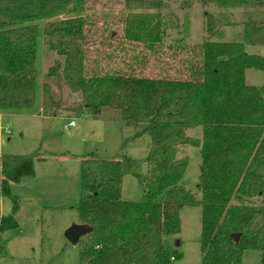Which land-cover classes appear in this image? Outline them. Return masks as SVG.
I'll list each match as a JSON object with an SVG mask.
<instances>
[{"label":"trees","instance_id":"16d2710c","mask_svg":"<svg viewBox=\"0 0 264 264\" xmlns=\"http://www.w3.org/2000/svg\"><path fill=\"white\" fill-rule=\"evenodd\" d=\"M168 1L185 11L182 21L164 12ZM194 2L217 12H203L204 39L188 77H137L96 64L89 70L90 54L117 38L108 19L124 44L155 52L169 31L188 35ZM112 9L120 13L104 12ZM235 10L243 11L241 43L224 40ZM39 34L42 48L56 56L40 84L41 116L98 118L111 110L123 126L144 124L137 136L149 138L142 177L128 157L79 158L78 222L91 229L79 264H171L180 255L167 251L162 238L179 234L186 206L201 208V264H241L245 251L264 252V87L244 80L246 70L264 72V57L244 51L264 46V0H0V111L34 104ZM49 81L80 93V103L63 104ZM197 127L201 139L187 136ZM187 146L199 149V199L181 186ZM43 160L39 153L0 158V194L12 204L10 215L0 214V234L18 227L10 185L33 176L34 161ZM126 175L139 179V202L121 199Z\"/></svg>","mask_w":264,"mask_h":264},{"label":"rangeland","instance_id":"374dc122","mask_svg":"<svg viewBox=\"0 0 264 264\" xmlns=\"http://www.w3.org/2000/svg\"><path fill=\"white\" fill-rule=\"evenodd\" d=\"M164 12L174 14L179 21L185 11L179 10L173 2H165ZM214 15V6L203 7L194 2L188 12V35L169 31L163 46L155 52L140 47H131L121 40L119 27L108 19V30L118 31L117 38L104 41L100 51L92 52L88 60L89 70L96 64L102 71L118 70L137 77L185 78L189 67L199 59L196 50L203 42V12ZM118 15L120 10L104 11ZM233 26L225 28L226 42L241 43L243 11L231 12ZM114 22V21H113ZM116 23V22H114ZM100 25L98 24L97 27ZM99 29V28H98ZM100 30V29H99ZM99 33V32H98ZM98 33L95 34L97 42ZM169 47V48H168ZM248 55L264 57V46H245ZM192 52V53H189ZM109 57V59H108ZM56 60V56L41 46V34L37 39V87L34 104L29 108L0 111V158L5 155L29 156L39 153L43 161H34V175L22 178L10 185L12 195L18 198L15 218L18 227L0 234L2 248L0 264H79L80 252L88 243L87 236L75 245L64 237L65 231L78 224V206L81 198L79 184V158L92 155L102 160H119L123 156L138 162L140 177L146 172L145 159L149 149V138L137 136L145 127L137 124L123 126L112 118L116 113L104 110L101 117L86 114L70 117H43L40 110V84L44 75ZM99 68V67H98ZM248 86L264 87V72L249 69L245 72ZM51 92L63 104L74 107L80 103V93H72L61 82L49 81ZM73 121L75 126L65 128ZM8 131V134L5 133ZM187 136L201 139V128L187 130ZM181 156H187L188 164L181 180V186L200 198L197 189L199 149L184 147ZM142 188L136 176L126 175L122 179L121 199L139 202ZM258 204L260 200H255ZM12 204L0 194V214L8 216ZM180 232L178 235H164L163 245L167 251L177 253L180 259L171 264H201L199 250L201 208L186 206L179 212ZM241 264H264L263 251H245Z\"/></svg>","mask_w":264,"mask_h":264},{"label":"water","instance_id":"95a60500","mask_svg":"<svg viewBox=\"0 0 264 264\" xmlns=\"http://www.w3.org/2000/svg\"><path fill=\"white\" fill-rule=\"evenodd\" d=\"M90 230H91L90 227L87 225H83V224L72 225L65 231L64 237L70 244L75 245L79 242V240L82 237L87 236L90 233ZM238 239H239V235H236L234 237V241L238 242Z\"/></svg>","mask_w":264,"mask_h":264},{"label":"built area","instance_id":"2783aa9c","mask_svg":"<svg viewBox=\"0 0 264 264\" xmlns=\"http://www.w3.org/2000/svg\"><path fill=\"white\" fill-rule=\"evenodd\" d=\"M72 126H74V122H73V121H70V122L65 126V128H69V127H72ZM5 133L8 134V131H5Z\"/></svg>","mask_w":264,"mask_h":264},{"label":"crops","instance_id":"0c3cea01","mask_svg":"<svg viewBox=\"0 0 264 264\" xmlns=\"http://www.w3.org/2000/svg\"><path fill=\"white\" fill-rule=\"evenodd\" d=\"M225 30H226V29H224V33H225ZM245 74H246V73H245ZM244 80H245V75H244ZM245 83H246V82H245ZM74 126H75V124H74ZM74 126H72V127H74ZM78 224H79V222H78Z\"/></svg>","mask_w":264,"mask_h":264}]
</instances>
